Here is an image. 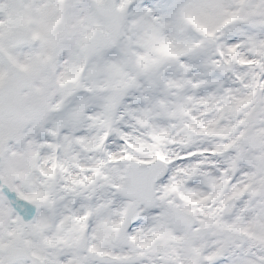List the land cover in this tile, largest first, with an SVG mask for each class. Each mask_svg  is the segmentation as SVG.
Returning a JSON list of instances; mask_svg holds the SVG:
<instances>
[{"label":"snow or ice","instance_id":"snow-or-ice-1","mask_svg":"<svg viewBox=\"0 0 264 264\" xmlns=\"http://www.w3.org/2000/svg\"><path fill=\"white\" fill-rule=\"evenodd\" d=\"M0 264H264V0H0Z\"/></svg>","mask_w":264,"mask_h":264}]
</instances>
